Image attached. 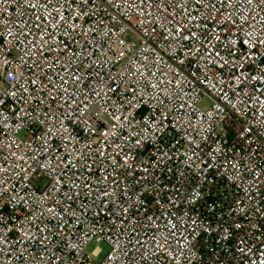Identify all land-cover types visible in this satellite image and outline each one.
<instances>
[{
	"label": "built area",
	"instance_id": "obj_1",
	"mask_svg": "<svg viewBox=\"0 0 264 264\" xmlns=\"http://www.w3.org/2000/svg\"><path fill=\"white\" fill-rule=\"evenodd\" d=\"M0 264H264V0H0Z\"/></svg>",
	"mask_w": 264,
	"mask_h": 264
},
{
	"label": "rangeland",
	"instance_id": "obj_2",
	"mask_svg": "<svg viewBox=\"0 0 264 264\" xmlns=\"http://www.w3.org/2000/svg\"><path fill=\"white\" fill-rule=\"evenodd\" d=\"M210 106V101L208 99H205L202 104H201V107L203 109H206ZM96 248H100L102 249V251L104 252L102 254V256L99 258V261H101L105 256L106 254L110 251V247L107 243H100L99 245H96V244H92L90 245V247L87 249L89 253H92Z\"/></svg>",
	"mask_w": 264,
	"mask_h": 264
}]
</instances>
